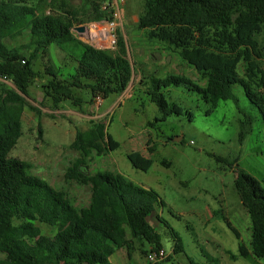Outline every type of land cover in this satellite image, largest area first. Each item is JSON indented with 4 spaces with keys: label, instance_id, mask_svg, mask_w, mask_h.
Wrapping results in <instances>:
<instances>
[{
    "label": "trees",
    "instance_id": "16d2710c",
    "mask_svg": "<svg viewBox=\"0 0 264 264\" xmlns=\"http://www.w3.org/2000/svg\"><path fill=\"white\" fill-rule=\"evenodd\" d=\"M57 1L31 6L19 0H0V77L11 78L15 86L0 94V264H4L1 255L7 264H112L110 259L118 250H129L134 243L143 254L159 252L163 249L161 237L152 220L168 228L173 254L183 253L180 235L160 216L159 208L165 204L154 190L118 173L96 171L86 175L80 169H89L87 161L94 155L104 156L119 147L108 133L106 120L78 130L70 145L81 160L66 177L90 188L86 207H76L65 192L34 175L28 162L10 156L22 136L25 108L41 116L27 100L39 58L46 60L44 72L52 76L43 88L55 108L66 101L81 106L84 100L75 89L89 90L92 100L122 94L132 78L134 69L123 37H118L115 51L95 48L73 32L79 10ZM110 1L86 0L92 7L87 21L113 22ZM144 1L138 28L147 30L150 39L173 46L206 81L201 86L184 75L153 77L147 94L163 120L182 115L183 109L170 103L162 88L184 87L215 104L219 100L238 102L233 88L240 85L264 124V52L257 38L264 28V0ZM18 37L26 42L8 48L6 40ZM52 45L74 55L77 67L73 76L61 80L55 75L47 59ZM128 160L144 172L152 166V160L137 151L130 153ZM235 187L252 226L251 249L241 243L239 254H252L264 261V187L244 171L237 172ZM37 223L56 231L45 235ZM146 246L149 251L142 250Z\"/></svg>",
    "mask_w": 264,
    "mask_h": 264
},
{
    "label": "rangeland",
    "instance_id": "374dc122",
    "mask_svg": "<svg viewBox=\"0 0 264 264\" xmlns=\"http://www.w3.org/2000/svg\"><path fill=\"white\" fill-rule=\"evenodd\" d=\"M19 1L31 6L40 3L48 6L53 0ZM62 1L79 10L75 27L86 26L88 31L84 35L73 32L84 42L115 51L118 37H123L127 58L134 69L131 81L124 93L110 95L100 102L92 100L89 90L75 89V94L84 100L81 106L66 101L55 108L43 88L52 76L44 72L46 60L39 58L34 66L37 77L29 86L27 100L40 110L41 116L25 108L22 136L10 156L28 162L34 175L65 192L76 207H86L90 203V188L66 177L68 170L81 160V155L70 145L78 130L88 129L91 122L106 120L108 133L119 147L88 160L89 173H118L154 190L165 204L159 208L162 220L183 241L184 252L173 254L168 228L152 220L165 251V256L155 263L264 264L252 254L248 257L239 254L241 243L251 249L252 226L235 187L237 172L254 176L264 187V124L241 86L233 88L238 102L219 100L215 104L205 102L200 95L184 87L162 88L166 99L183 109L182 115H171L163 120L147 94L153 77L184 75L201 86H205L206 81L173 46L150 39L147 30L138 28L145 1L111 0L113 22H88L92 7L86 0H58L57 4ZM108 2L103 3V10ZM112 23L115 24L112 33L116 35L114 46L106 36ZM90 30L95 32L94 36ZM257 38L264 52V28ZM24 42L25 38L18 37L7 39L5 44L11 48ZM47 59L59 79L75 74L74 55L57 45L49 48ZM238 70L242 73L241 64ZM6 89H15L14 83L11 78L0 77V94ZM136 151L152 160L148 171L137 170L129 162L128 155ZM225 219L237 230L240 239ZM37 225L48 236L56 231L46 224ZM142 250L149 251V247ZM1 258L7 264L5 256ZM110 260L112 264H155L148 261L138 243L129 250H118Z\"/></svg>",
    "mask_w": 264,
    "mask_h": 264
},
{
    "label": "built area",
    "instance_id": "2783aa9c",
    "mask_svg": "<svg viewBox=\"0 0 264 264\" xmlns=\"http://www.w3.org/2000/svg\"><path fill=\"white\" fill-rule=\"evenodd\" d=\"M114 28H115V24L112 23L111 29H109L106 32L107 39L109 40L111 46L116 45V35L114 33H112V30ZM105 30H107V29H105ZM96 100L100 102V101H102V98L101 97H97ZM164 256H165V251L162 249L159 252H149L148 255H147V259H148L149 262L155 263L159 259H162Z\"/></svg>",
    "mask_w": 264,
    "mask_h": 264
},
{
    "label": "water",
    "instance_id": "95a60500",
    "mask_svg": "<svg viewBox=\"0 0 264 264\" xmlns=\"http://www.w3.org/2000/svg\"><path fill=\"white\" fill-rule=\"evenodd\" d=\"M73 31H76V32H78L79 34L84 35V34L88 31V29H87L86 26H82V27H78V26H77V27H74V28H73ZM95 48H96V47H95ZM97 49H101V48H97ZM80 169H81V170H84L86 175H90L88 169H86L85 167H81Z\"/></svg>",
    "mask_w": 264,
    "mask_h": 264
},
{
    "label": "bare ground",
    "instance_id": "6f19581e",
    "mask_svg": "<svg viewBox=\"0 0 264 264\" xmlns=\"http://www.w3.org/2000/svg\"><path fill=\"white\" fill-rule=\"evenodd\" d=\"M89 33H91L92 36H94L95 32L94 31H89Z\"/></svg>",
    "mask_w": 264,
    "mask_h": 264
}]
</instances>
